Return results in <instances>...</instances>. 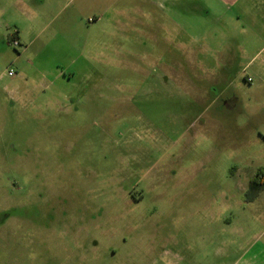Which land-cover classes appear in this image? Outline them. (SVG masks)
Listing matches in <instances>:
<instances>
[{
  "label": "rangeland",
  "instance_id": "1",
  "mask_svg": "<svg viewBox=\"0 0 264 264\" xmlns=\"http://www.w3.org/2000/svg\"><path fill=\"white\" fill-rule=\"evenodd\" d=\"M255 1L0 0V264L264 259Z\"/></svg>",
  "mask_w": 264,
  "mask_h": 264
},
{
  "label": "crops",
  "instance_id": "2",
  "mask_svg": "<svg viewBox=\"0 0 264 264\" xmlns=\"http://www.w3.org/2000/svg\"><path fill=\"white\" fill-rule=\"evenodd\" d=\"M255 5H257V6H261L263 9H264V0H256L255 1ZM245 8H246V5H245ZM251 23H252V20H251ZM264 29V28H263ZM250 31H252V29H250ZM255 32H256V30H255ZM263 32H264V30H263ZM254 33V32H253ZM254 35V34H253ZM255 36V35H254ZM256 39H257V37H255ZM256 39H253L252 41H251V43H253L254 41L256 42ZM260 39V40H259ZM257 40H259V42H263L264 43V36H261V33H260V35H258V39ZM261 50H264V46H263V48L261 49ZM225 57H227V61H226V64H231V62H233V60H234V56H233V54L231 53V54H226V56ZM214 74V73H213ZM212 74V75H213ZM211 75V76H212ZM214 76H215V74H214ZM250 77V76H249ZM252 77V76H251ZM247 79V78H246ZM261 79V78H260ZM213 82H218L219 83V79H217V78H215V79H213L212 80ZM230 78H227L225 81H221L222 83H224V84H229L230 85ZM228 86V85H227ZM237 99V98H236ZM238 100V99H237ZM236 101V100H235ZM213 102H214V99H213ZM230 99L229 98H225V100H224V105H226V106H229L230 105ZM258 137H259V139H262V140H264V133H258ZM244 144V143H243ZM251 180H252V178L250 179V182H249V185H250V183H251ZM257 264H264V259L262 258H258V261H257Z\"/></svg>",
  "mask_w": 264,
  "mask_h": 264
},
{
  "label": "trees",
  "instance_id": "3",
  "mask_svg": "<svg viewBox=\"0 0 264 264\" xmlns=\"http://www.w3.org/2000/svg\"><path fill=\"white\" fill-rule=\"evenodd\" d=\"M264 190V170L260 169L252 178L250 183V191L260 193Z\"/></svg>",
  "mask_w": 264,
  "mask_h": 264
},
{
  "label": "built area",
  "instance_id": "4",
  "mask_svg": "<svg viewBox=\"0 0 264 264\" xmlns=\"http://www.w3.org/2000/svg\"><path fill=\"white\" fill-rule=\"evenodd\" d=\"M15 44H18V42H15ZM9 76L10 77H13V76H15L16 75V71H15V69H10V71H9ZM253 80L251 79V78H248V82H252Z\"/></svg>",
  "mask_w": 264,
  "mask_h": 264
}]
</instances>
